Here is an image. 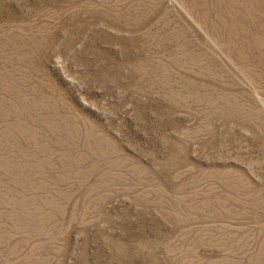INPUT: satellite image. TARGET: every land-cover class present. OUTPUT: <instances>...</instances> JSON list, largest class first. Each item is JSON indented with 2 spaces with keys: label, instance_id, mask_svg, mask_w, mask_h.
Here are the masks:
<instances>
[{
  "label": "rangeland",
  "instance_id": "374dc122",
  "mask_svg": "<svg viewBox=\"0 0 264 264\" xmlns=\"http://www.w3.org/2000/svg\"><path fill=\"white\" fill-rule=\"evenodd\" d=\"M0 264H264V0H0Z\"/></svg>",
  "mask_w": 264,
  "mask_h": 264
}]
</instances>
